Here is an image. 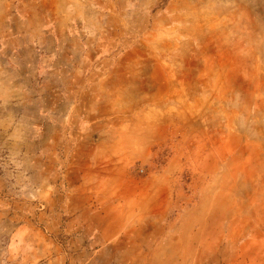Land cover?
<instances>
[{"label":"rangeland","instance_id":"obj_1","mask_svg":"<svg viewBox=\"0 0 264 264\" xmlns=\"http://www.w3.org/2000/svg\"><path fill=\"white\" fill-rule=\"evenodd\" d=\"M0 264H264V0H0Z\"/></svg>","mask_w":264,"mask_h":264},{"label":"crops","instance_id":"obj_2","mask_svg":"<svg viewBox=\"0 0 264 264\" xmlns=\"http://www.w3.org/2000/svg\"><path fill=\"white\" fill-rule=\"evenodd\" d=\"M141 259H143V258H141ZM137 260V259H136Z\"/></svg>","mask_w":264,"mask_h":264}]
</instances>
